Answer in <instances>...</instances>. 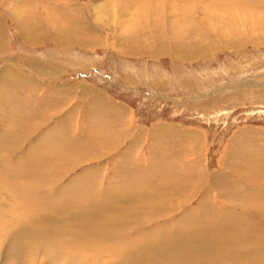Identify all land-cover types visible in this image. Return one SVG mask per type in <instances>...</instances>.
Masks as SVG:
<instances>
[{"label":"rangeland","instance_id":"374dc122","mask_svg":"<svg viewBox=\"0 0 264 264\" xmlns=\"http://www.w3.org/2000/svg\"><path fill=\"white\" fill-rule=\"evenodd\" d=\"M0 1L4 11L0 10V78L4 79L0 80V176L4 175L6 182L27 177L36 184L42 179L37 184L42 199L30 213L32 220L41 214L55 215L61 208L64 211L65 205L72 207L65 203L68 194L75 193L79 200L106 198L109 190L124 196L154 181L148 186L154 195L174 190V195L180 196L175 189L188 184L181 199L188 194L193 199L182 207L177 204L180 200H172L171 206L180 207L172 215L168 212L123 231L120 249H124L126 238L163 232L164 245L169 248L173 244L172 248L157 249L152 240L146 244L155 251L151 252L154 256L150 254L154 263L173 264L169 262L177 256L174 246H189V240L197 237H190V232L189 238L169 237V230L174 231L187 209L194 214L187 216L190 226L196 215H204L207 221L215 218L219 228L223 224L220 229L225 231L233 227L231 220L240 216L252 224L253 233L248 235L262 231L264 239V0ZM26 18L29 24L24 23ZM20 19L34 39L30 44L15 27L18 21L22 25ZM228 28L235 36L245 29L252 38L245 45L238 38L234 45L229 44L221 36ZM128 38L134 40L136 49L145 50L150 43L151 48L168 49L169 54H140L133 49L134 54L125 55L121 47H130ZM201 40L209 43L206 50L210 45L214 49L190 59L170 56L177 43L184 46L180 52H188ZM9 71L16 77L6 80ZM30 125L40 126L35 131ZM10 134L20 137L12 140ZM75 148L76 153L69 154ZM99 152H104L102 158ZM83 154L92 157L73 165L74 171L59 174L53 180L56 186L45 179V172L54 165L49 162L64 158L55 163L60 166L71 162L70 155L86 159ZM76 175L87 181L81 182ZM73 179L76 185L69 183ZM1 194L0 227L8 218L4 227L8 224L10 232L16 231L18 227L8 220L18 208L7 194ZM237 198L249 202L248 211H242L244 205ZM19 209L22 212L16 214L21 220L25 208ZM70 211L76 225L85 222V217L89 222L85 211ZM104 212L111 211L95 209L88 227L103 222L105 234L109 223ZM202 219L194 218V223ZM205 228L201 225L199 230ZM8 233L0 228L3 239L7 240ZM6 245L0 244V252ZM109 245L113 242L104 240L97 247L87 243L82 248L84 260L102 264L111 257L102 254ZM126 251L125 257L133 258L134 251ZM38 262L42 264V257Z\"/></svg>","mask_w":264,"mask_h":264},{"label":"bare ground","instance_id":"6f19581e","mask_svg":"<svg viewBox=\"0 0 264 264\" xmlns=\"http://www.w3.org/2000/svg\"><path fill=\"white\" fill-rule=\"evenodd\" d=\"M0 10H2V9H0ZM10 10L11 9H9V12L12 11V10L11 11ZM14 14H15V12H14ZM16 15H17V13H16ZM16 15H15V17H16ZM18 23H19V21H18ZM18 23H16L15 27L20 32L21 38L24 40V42L27 41L30 44L32 41H34V39L32 37H30L31 35L29 33H27L26 27H25L26 25L24 24V23L29 24V19L26 18L24 23L22 21L21 26ZM232 30H233L232 28H228V30H223V33L221 34V36L223 38H225V40H223V41H225V42L227 41V43L234 45L235 44L234 40L236 38H238L239 40L241 39V41H244L243 45H245V43L252 38V34H245L246 33L245 29L240 30L242 33L241 36H238V35L235 36L234 32L231 33ZM1 31L3 32L2 26L0 25V41L2 39V36H1L2 32ZM67 34L68 33H66L65 35H67ZM136 39H137V37H135V40ZM57 41H58V39H57ZM133 41L134 40L132 38H128L126 42H128V44H130V47H128V48L125 46L121 47V48H124V50H122L121 53L128 55V54H134L135 53L134 51H136L137 53H140V54L143 52L149 51L152 55H158L160 53L169 54L168 49H156V47L151 48L150 43L148 44V46H144L145 50H141V48L139 49L137 47L139 49L138 50V49L134 48L135 44L133 43ZM60 43H61V41H60ZM0 44H3V42H0ZM208 44H209L208 42H204L201 40L200 43H198L196 45H191L188 52H184V51L180 52L179 48H183L184 46H181L179 43H177L175 48L171 49L170 56L174 59H180V58H182V59L183 58L184 59L189 58L190 59V57H193V55L196 53L204 55L210 49L211 50L214 49V47H212L210 45L208 50H206V47ZM217 46H219V45H217ZM237 47H239V46H237ZM218 48H220V46ZM133 49H134V51H133ZM211 54H213V53H211ZM177 61H179V60H177ZM8 68H10V67H8ZM11 71H9L7 78H5L6 80H8L12 77H16L15 73H13L15 75L12 76ZM19 71H21V70L19 69ZM33 71H34V69H33ZM0 72H2V71H0ZM1 78H3V77L1 76ZM1 78H0V80H4ZM8 119H10V118H8ZM30 126L33 129H35V131H36L37 127H39L40 125L37 127L34 125H30ZM25 129H26V127H25ZM93 133L95 134V132H93ZM30 134H31V132H30ZM10 137H12V140H16L20 136H15V135L13 136V134L12 135L10 134ZM52 138H53V136H52ZM12 143H13V141H12ZM53 145H55V144L53 143L51 145L52 148H53ZM10 146H12L13 149L16 148L15 146H14L15 148L13 147V144ZM57 146H55V147H57ZM98 146H100V145L98 144ZM59 147H60V145H59ZM44 148H46V147H44ZM69 148L72 149L71 147H69ZM45 151H46V149H45ZM50 151H52V149ZM76 151L77 150L75 148V150H73V152H70L69 154H72V153L74 154V152L76 153ZM109 152H110V150H109ZM44 154H46V153L44 152ZM100 154L101 153L99 152V156H100ZM102 154L100 156L101 158L103 157ZM7 155H9V154H7ZM83 155L85 156L86 154H83ZM105 155H106V153H105ZM105 155H104V157H105ZM68 157H69V159H71V162L68 161L69 163H65V164L62 163L63 165L61 164L60 166H56L55 163L56 162H63L64 158L49 162V163H52L54 165H52L49 169H47L48 171L45 172L44 177L51 184L54 185V183H53L55 181L54 179L56 177H58V175L61 174L63 171H64L65 175L70 173L71 171H74L73 165H75L77 163H86L90 160V158L92 156L90 158L88 156H87L88 158L85 156L86 159H78V158L73 157L72 155H70ZM95 157H93V158H95ZM6 158H9V156H6ZM166 161H167V159H166ZM3 164L4 163H2L1 166ZM6 166L11 167L9 165H6ZM3 167L5 169V166H3ZM116 168H117V166H116ZM11 169H12V167H11ZM43 169H44V167H43ZM177 169H179V168L177 167ZM35 170H36V168H35ZM38 170H40V168ZM52 170H55V171H52ZM150 172H152V171H149V173ZM8 174H10V172ZM156 176H157V178H159V175L156 174ZM76 177H77V175H76ZM78 178L79 177H77V179ZM82 178L78 179V180L81 181ZM88 180H89V178H88ZM82 181L86 182L87 179H86V181H85V179ZM156 181H157V179H156ZM32 182H35V181L32 179H29L27 177L15 178L10 182H6L4 179V175L0 176V185H1L0 186V193L7 194V196L9 197L8 200H10V201L12 200V203H13L12 205L13 206L15 205L18 208V209H16V213L22 212V210L19 209L20 206H23V208H25L23 210L24 213L21 215V216H23L21 218V220H19L17 217L19 214H16V213L10 214L11 219H9L8 222L11 221L14 223V225L16 227H18V228H16V231L12 230L10 232L8 224H7V226L4 227V223L6 222V220L8 218H5L4 221L2 222V226L0 228H4V229L8 230L9 235L7 237V240H6V238L3 239V236L0 234V244L4 245L5 243H7V245L4 246L5 251L0 252V264H40L38 261L41 257H42V264H67L66 263L67 261H71L74 264H79L81 262H82V264H88L87 261L84 260L85 258L83 257V255H85V253L83 254L82 248H85L87 243L89 246L94 245L95 247H97L104 240L113 242V246L109 245L106 248H104V252H102V254L107 255V256H111V257L105 258V261H102L103 262L102 264H157V263H154L153 258L150 256V254L155 253L154 249L152 250L146 243H148V241L152 240V244L155 243L157 249H160L163 251L169 250V248L173 247V244L169 248L164 245L165 243H164L163 239H164L165 235L163 232L156 234L155 230H154L151 232V235H144V234L140 235L139 234V236H135L133 239L126 238L123 250L120 249L121 241L124 240V238L121 237L123 235L122 232L125 230H129L130 228L136 227L138 224L144 222V220H147L150 218L151 219L156 218V217L161 216L162 214H166L168 212H171L170 214H168V216L172 215L180 207H182L184 205V203H186L187 200H188L187 202H189L191 199H193L189 194L186 197L181 199L182 192H185L183 190H186L189 187L188 184H185L184 187H182L183 185L182 186L179 185L175 189L178 191V194L180 196H177V195L175 196L173 193L174 190L169 192L167 189L169 187L168 185H167L168 187L166 189L168 191L167 193L170 194V196H168L167 193H164L167 195V197L164 194H161V193L159 194V192L157 194L155 192L156 190L154 191L156 193V195H154L153 193H150L152 187H148V186L152 185V183H154V181L149 182L146 185V187H144L140 191L134 190L133 192L131 191L132 193H128L127 195L124 194V196L122 194H116L115 192H112L111 190H109V191H107L109 193L106 192V198H103L101 196L102 199H88L87 198L84 200H79L75 193H74V195L68 194L69 197L64 198V200L67 198L65 200V203H68V204L70 203V205L72 206L70 208L73 210L77 209V210H80L82 213L85 211L87 219H89V222H88V221H86V217H85V222L87 224L85 222H82L81 224L76 225L74 223V222H76L75 221V214H73V212L70 211V208H68L66 205H65V207H63V209H65L64 211H60L62 208L61 209L59 208L60 210L58 212H56L55 215L41 214L38 220L37 219L32 220V218H34V217L30 213L39 207L40 199H42V198L38 197L39 193L37 191V184L39 182H42V179L38 180L36 182V184H34ZM74 182H75V179L71 180V182H69V183L76 185V183H74ZM165 182H168V181H165ZM88 183H89V181H88ZM260 183H262V182H260ZM82 184H84V183H82ZM42 185L45 186V183L43 182ZM68 185H70V184H67V186ZM170 185L173 187V185H175V184H172V182H171ZM54 186H56V185H54ZM54 186H52V188ZM64 186H66V185H64ZM64 186H62V187H64ZM85 187H88V186H85ZM3 188L5 189V191ZM103 188H105V186ZM91 189H92V187H91ZM95 189H97V187ZM59 190H60V188H59ZM159 190H160V188H159ZM54 191H56V190H54ZM122 192L124 193V191H122ZM140 192H142V193H140ZM164 192H165V190H164ZM2 194H1V196H2ZM53 194H54V192H53ZM149 194H151V195L153 194L151 196V197H153V200L150 199ZM61 195H63V194H61ZM61 195L58 197L63 198V196H61ZM3 196L5 197V195H3ZM27 197H32V198L36 197V198L34 200L30 201V200L26 199ZM47 197H48V195H47ZM53 198H54V196H53ZM23 199H25V200H23ZM14 200L17 202H15ZM21 200H23V201H21ZM55 200H56V198H55ZM172 200H180L177 204H179L181 206L176 207L177 206L176 204L171 206L170 204H171V202H173ZM237 200H238V198H237ZM44 201H45V199H44ZM95 201H97V203H95ZM238 201L240 202L239 203L240 205L241 204L244 205V207L242 208V211L249 209V207H248L249 202L247 200L239 199ZM76 202H77V205L75 206ZM105 204L110 205V207L109 208L106 207ZM0 205H2V204H0ZM41 205H42V203H41ZM56 205H59V204H56ZM225 206H226V204H225ZM43 207H45V206H43ZM91 208H92V211H89ZM97 208H100L103 211H111L108 213H105V212L103 213L105 215L104 218L109 223V227L106 230L105 234L102 231V229L106 224L103 222L100 223L99 227H92V226L88 227L89 223L92 221L91 217L93 215V211H95V209H97ZM4 209H6V207ZM7 209H10V208H7ZM41 209H42V207H41ZM233 209H235V208H233ZM187 210L176 221V224H175L176 228L174 229V231H172L173 229L169 230V237H170V235L172 236V234L175 235L176 237H180V236L188 237L189 236V235L187 236L188 232H190V237L192 235L193 236L195 235L197 237H195V238L192 237V239H190V240L187 239V240H189V246L187 244H177L176 246H174L175 252H173V253H176L177 256H175L176 259H174L173 261L171 260V262H169V263H173V264H264L263 232L260 231L259 235H248L250 233H253V232H251L252 231V224L250 225L248 223V221L242 220V218L240 216H237V217L234 216L235 218H233L232 220L229 218L231 220L230 223L232 224L233 227H230L228 230L224 231V230L220 229V228H222L223 224L222 225L220 224L221 226L219 228L218 225L215 223V218L207 221V220H205V218H207V217H204V215H200V216L196 215V217H194V218H203L200 221L203 223L201 224L197 220L198 222L196 224V223H194V218H193V221H192L191 226H190V219H187V216L190 214H192V215H194V214L192 213V211L187 212ZM254 210H255V208H254ZM246 211H248V210H246ZM260 211H262V210H260ZM13 212H15V210H9V213H13ZM51 213H52V211H51ZM146 214H149L150 217H148ZM227 215H229V214H227ZM165 217L166 216H164L163 218H165ZM231 217H233V216H231ZM79 219L82 220V217L79 216ZM17 221H20V224H19V222L17 223ZM217 221H218V219H217ZM201 225L206 226L204 231L199 230ZM83 226H86V227H83ZM171 226L172 225H170V227ZM157 229H159V231L161 230L159 227ZM41 230H43V231H41ZM44 231H46V232H44ZM183 234H185V235H183ZM167 237H168V235H167ZM2 239L4 240L3 243H2ZM183 239H186V238H183ZM138 241H141L144 244H141L139 246ZM181 241H182V239H181ZM114 242H116V243L114 244ZM182 242H185V241H182ZM169 245H170V243H169ZM126 248L134 251L132 254L133 258L130 259V258L125 257V255L128 253L126 251ZM102 249H103V247H102ZM0 250H1V248H0ZM89 251L96 255V253L93 252V250H89ZM152 255L154 256L155 254H152ZM112 256L116 257L117 259L113 260ZM76 258H78V261H76ZM135 258H136V260H135Z\"/></svg>","mask_w":264,"mask_h":264}]
</instances>
